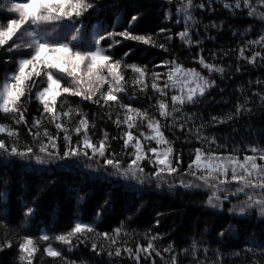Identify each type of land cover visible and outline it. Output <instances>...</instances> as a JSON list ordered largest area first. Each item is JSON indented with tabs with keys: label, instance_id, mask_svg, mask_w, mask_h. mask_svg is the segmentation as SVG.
Listing matches in <instances>:
<instances>
[{
	"label": "trees",
	"instance_id": "1",
	"mask_svg": "<svg viewBox=\"0 0 264 264\" xmlns=\"http://www.w3.org/2000/svg\"><path fill=\"white\" fill-rule=\"evenodd\" d=\"M14 2L25 0H0V21L5 24L8 19L18 18V14L8 11ZM96 2L97 9L86 13L73 28L65 27L68 22L52 26L45 39L54 42L70 41L76 34L78 38L73 43L77 47L89 49L98 35L109 31L129 29L133 34L156 35L160 29H167L168 31L157 36L159 42L166 44L167 52L158 47L117 37L121 43L110 49V54L114 59L123 57L127 63L147 66L149 72H166V68L156 65L175 59L185 67L196 68L207 75V71L201 69L197 62L198 54L225 68V73L214 74L215 88L201 97L199 103L186 105L182 110V117L194 115L193 120L187 121L183 131L179 127L169 130L167 125L171 121L164 122L165 135L173 141L176 152L182 154L181 172L187 168L193 149L201 146L194 136L188 134V128L208 121L212 116L234 112L237 101H243L245 96L249 98L245 107L250 112L246 111L224 124L209 125L203 129L202 134L209 138L215 137L219 144L225 145L221 151L232 148L244 150L249 145L264 146V101L257 95L264 94V83H256L258 80L264 81V64L259 60L255 64H249L246 60L237 59L238 48L244 41L264 34V21L259 17H249L246 9L233 12L223 7L225 2L233 3L234 0H194V3H203L206 7L192 10L195 19L194 22H189L190 34L193 41L199 40L200 43L189 45L176 35L186 26L184 14L177 10L181 0H173L172 3L167 0ZM132 16H137L138 20L130 24ZM213 23L217 27H207ZM75 28L80 29L79 33L75 32ZM101 28L102 31H98ZM168 35H172L173 39L166 40ZM11 43L12 41L5 46V50H0V82L16 70V61L21 56H29V52L25 50L7 52ZM107 43L109 41L102 42V46L107 47ZM256 50L261 49L256 46ZM126 52L129 55L125 57ZM225 52L230 55L224 56ZM251 52L252 49H249L245 55L250 56ZM212 53H216V56H212ZM238 65L240 71H236ZM43 80L41 86H46V78ZM148 95H152L150 87ZM68 99L73 106L79 104L90 121L95 119L96 128L92 130L95 140L102 137V130H106L110 136H117L123 130V127L117 129L103 116L107 109L101 110L95 104L81 101L79 97ZM124 100L133 107L149 109L159 118L158 112L150 108L154 99L133 94L129 89ZM41 110L33 94L31 102L27 104L26 118L29 125ZM0 122L11 123V120L0 114ZM180 123H185L184 119L176 121L177 125ZM19 127L24 140L31 141L27 128L23 125ZM49 129L55 133L51 125ZM134 134L138 135L135 130ZM58 143L62 156L63 140ZM122 145V140L111 141L110 151L120 153ZM152 146H155L154 143ZM122 159V166L126 167L130 158L123 156ZM153 171L151 165L145 164L146 174ZM191 179L187 175L157 180L150 175L133 178L130 174H115L110 166L104 165L102 158L97 162L96 159L88 160L81 156L37 164L35 160L21 161L15 157L0 155V244L5 239L12 241V247L0 250V264H20V236L39 237L42 233L54 236L67 232L78 220L93 224L99 232H111L117 227H123L132 233L131 238L125 237L131 247L135 246L138 239L142 244L147 243L143 238L144 233H158L162 237L157 241L158 246L162 250L168 244L174 245L173 254L179 257L181 264H193L191 255L182 254L183 249L191 251L193 240L197 242L196 259L205 261V264H216L218 255L219 264H261L264 261V216L260 214V210L248 209L241 215L236 207L230 213L229 209L237 205L238 200L244 199L243 195L222 201V206L210 207L206 203L211 194L208 189H185L180 186L181 180L187 182ZM28 208L33 211L26 215ZM157 220L159 224L156 223ZM44 246L45 244L40 245L34 264H63L59 258L54 260L47 257L43 253ZM54 246L76 264H134L126 254L120 258L109 257L106 252L98 255L91 250L90 242L77 243L71 251L58 243ZM204 249L208 250L207 253ZM162 255L167 260L172 254ZM153 259L155 264H164L160 257L153 255ZM141 264H144L143 258Z\"/></svg>",
	"mask_w": 264,
	"mask_h": 264
},
{
	"label": "snow or ice",
	"instance_id": "2",
	"mask_svg": "<svg viewBox=\"0 0 264 264\" xmlns=\"http://www.w3.org/2000/svg\"><path fill=\"white\" fill-rule=\"evenodd\" d=\"M167 2L172 3L173 0ZM205 7L203 3H194V0H181L177 10L184 14L186 26L176 35L185 44L200 43L199 40L193 41L189 22H194L195 19L193 9ZM223 7L233 12L246 9L249 17H259L264 21V11L261 10L264 9V0H234L233 3L225 2ZM96 9V0H25L11 4L8 11L18 14V18L8 19L6 24L0 21V50H5V46L12 41L7 52L25 50L29 52V56H21L16 61V70L0 82V114L11 120V123L0 122V155L15 157L21 161L35 160L37 164L81 156L88 160L96 159L97 162L102 158L104 165L110 166L115 174H130L133 178L150 175L154 179L163 180L165 177L187 175L192 179L187 182L181 180L180 186L185 189H208L211 193L206 201L208 206L216 208L230 197L243 195L244 199L238 200L237 205L230 208L229 212L238 207L239 214L244 215L246 210L258 208L264 216V146L249 145L244 150L232 148L221 151L225 145L219 144L215 137L209 138L202 134L203 129L209 125L224 124L246 111L250 112L245 107L249 102L247 96L243 101H237L234 112L212 116L208 121L188 128V134L194 136L201 146L190 153L191 159L183 172L180 169L182 154L176 152L173 141L164 133L165 121H171L167 125L169 130L173 127H179L182 131L185 129L187 121L193 120L194 115L182 117V110L186 105L199 103L201 97L215 88L214 74L225 73V68L198 54L197 62L201 69L207 71V75L196 68H187L175 59L156 65L166 68V72H149L147 66L127 63L123 57L114 59L110 54L109 50L121 43L117 37L158 47L167 52L166 44L157 39L167 29H160L156 35L133 34L129 29L109 31L98 35L89 49L77 47L73 43L77 41L76 34L70 41L54 42L45 39L52 26L68 22L65 27L73 28L86 13ZM137 20V16H132L129 23ZM207 27L217 26L213 23ZM79 31V28H75L76 33ZM98 31H102V28ZM165 39L172 40L173 36L168 35ZM104 41H109L107 47L102 46ZM256 46L261 50L257 51ZM249 49H252L251 55L246 56ZM128 55L129 53H124L125 57ZM228 55L229 52L224 53V56ZM212 56H216V53H212ZM237 59L246 60L249 64H255L259 60L264 64V34L244 41L238 48ZM240 70L238 65L236 71ZM43 78H46V86H41ZM256 83L259 85L264 81L258 80ZM149 87L152 95H148ZM129 89L133 94L154 99L150 108L158 112L159 118L149 109L126 103L124 95ZM33 94L42 110L29 125L26 118L27 104L31 102ZM257 95L264 101V94ZM68 97H79L81 101L95 104L101 110L107 109L103 116L117 129L123 127V130L117 136H110L106 130H102V137L95 140L92 132L96 128L95 119L90 121L80 105L73 106ZM180 119H184L185 123L177 125L176 121ZM21 125L27 128L31 141L24 140L19 127ZM49 125L54 127L55 133L50 131ZM134 130L138 135L134 134ZM61 139L62 156L58 143ZM114 140L123 141L120 153L110 151L111 141ZM153 143L155 146H152ZM212 145L216 147L213 148ZM123 156L130 158L126 167L122 166ZM145 164L153 167L151 174L145 173ZM32 211L33 209L28 208L26 215ZM97 216L100 217V214L97 213ZM156 223L159 224V220ZM131 236L132 233L123 227H117L111 232H99L93 224L78 220L70 230L54 236L47 233H42L39 237L20 236L18 260L20 264H34L40 245L45 244L43 253L47 257L54 260L59 258L63 264H76L65 257L54 244L67 246V250L71 251L77 243L90 242L91 250L96 254L106 252L109 257L117 258L126 254L134 264H141L142 258L144 264H155L153 255L160 257L164 264H181L179 257L173 254L174 245L168 244L162 250L158 246L157 241L162 239L158 233H144L143 238L147 243L142 244L138 239L134 247L128 246V240L125 239ZM4 247H12V241L5 239L0 244V250ZM196 249L197 242L193 240L191 251L183 249L182 254L191 255L193 264H205V261L196 259ZM204 251L207 253L208 250ZM248 251L252 252L253 249ZM162 253L172 255L165 260ZM216 264H219V255Z\"/></svg>",
	"mask_w": 264,
	"mask_h": 264
}]
</instances>
